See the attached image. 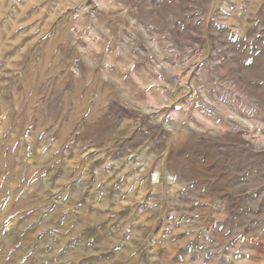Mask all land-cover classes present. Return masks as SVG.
Listing matches in <instances>:
<instances>
[{
    "label": "rangeland",
    "instance_id": "rangeland-1",
    "mask_svg": "<svg viewBox=\"0 0 264 264\" xmlns=\"http://www.w3.org/2000/svg\"><path fill=\"white\" fill-rule=\"evenodd\" d=\"M0 264H264V0H0Z\"/></svg>",
    "mask_w": 264,
    "mask_h": 264
},
{
    "label": "built area",
    "instance_id": "built-area-1",
    "mask_svg": "<svg viewBox=\"0 0 264 264\" xmlns=\"http://www.w3.org/2000/svg\"><path fill=\"white\" fill-rule=\"evenodd\" d=\"M189 79H190V78L188 77L187 80H186V82H185V84H184L185 89L187 90L188 94H195V95H197V94H198V91H196V90L194 89V86H193L192 83H190ZM175 83H176L177 85H181V84H182V79L180 80V78H176V79H175ZM195 95H193L190 99L194 98ZM190 101H191V100H190Z\"/></svg>",
    "mask_w": 264,
    "mask_h": 264
}]
</instances>
